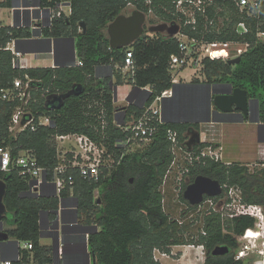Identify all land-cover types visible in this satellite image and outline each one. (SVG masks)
I'll use <instances>...</instances> for the list:
<instances>
[{
	"label": "trees",
	"instance_id": "1",
	"mask_svg": "<svg viewBox=\"0 0 264 264\" xmlns=\"http://www.w3.org/2000/svg\"><path fill=\"white\" fill-rule=\"evenodd\" d=\"M150 1L40 0L39 5L43 8H54L63 3L70 5L71 14L56 19L43 33L54 38H74L77 61H82V66L55 69L16 67L13 54L6 48L13 41L32 37V31L29 27L0 25V90L12 89L17 79L24 83L30 81V107L37 119L47 116L52 121L50 126H40L36 131L27 130L15 138L10 134L9 125L18 103L0 100V147H12L14 156L22 150L32 151L39 165L46 169L48 180L57 165L54 141L57 135H89L103 142L110 150L115 149L118 155L125 154L124 150L114 145L116 140L127 137L115 123L117 112L126 110L123 122H128L139 118L144 109L138 103L125 108L116 107L114 88L123 85L124 81L134 88L150 87V104L163 91L176 87L170 73V63L173 55H181L178 40L161 33H148L131 46L112 49L107 27L129 5L153 15L163 23H180L183 32L204 42L237 40L249 43L238 64L223 59H203L204 82H225L246 90L250 99L259 101L260 123H264V41L257 37V32L264 31V19H246L252 33L238 37L233 31L234 25L245 20V16L238 9L231 8L230 21L226 22L221 32L207 33L203 22L194 31L179 21L175 7L178 0ZM12 7L13 0L0 2V8ZM82 23L86 25V31L81 27ZM150 23L155 24L156 21L151 19ZM129 51L134 61V74L125 76L122 68ZM100 67L112 68L118 80L111 83L112 77H96ZM192 82L198 83L199 80L192 79ZM79 84L85 87L83 94L66 99L61 109L50 110L46 107L47 96L67 93ZM189 126L173 122L163 125L164 129L177 130L183 142L187 139L185 133ZM210 146V143H201L192 152ZM173 160L170 144L161 133L143 150L126 153L122 163L110 175L99 180H86L78 175L74 177L73 201L77 204L78 225L83 232H91L89 250L94 264H161L155 259L156 250L171 256L174 246L187 245L204 247V264H247L246 259L237 260L236 255L240 249L239 238L248 229L255 228V217L240 214L226 221L220 210L206 209V212L200 211L202 218L198 216L192 219V223L185 224L172 219L166 212L162 186ZM187 164L190 183L203 175L220 181L224 186V194L206 197L205 201H220L230 188H238L242 192L243 203L264 207V162H258L254 169L249 164L226 163L210 158ZM0 179H4L8 185L5 197L8 215L4 222L10 225L6 228L9 238L33 244V250L24 251L22 259L13 264H28L31 256H34L37 264H55L53 248L41 244L44 235L41 213H49L51 219H57L61 201L70 198L69 189L60 196L37 197L29 193L30 182L17 169L9 173L0 171ZM184 187L186 189L187 186ZM97 191H100L99 197L96 196ZM181 199L188 206V214L198 212L199 206H191L183 193ZM196 221L198 225L202 224L197 236L191 234ZM219 246H227L230 252L215 256L213 251Z\"/></svg>",
	"mask_w": 264,
	"mask_h": 264
},
{
	"label": "built area",
	"instance_id": "2",
	"mask_svg": "<svg viewBox=\"0 0 264 264\" xmlns=\"http://www.w3.org/2000/svg\"><path fill=\"white\" fill-rule=\"evenodd\" d=\"M149 3L150 0H147ZM68 3L60 4L54 8L52 7H41L40 5L33 10L40 14V20L43 23L52 25V23L63 15H66L65 8ZM68 6H70L68 4ZM176 12L179 14V21L184 25L188 26L194 31H197L201 22L205 25V31L207 33L221 32L220 25L225 26L227 21H230V9H238L244 14L245 20H241L234 25V33L238 37H244L252 33V27L248 24L246 19H264V0H178L175 2ZM15 11L23 12V8H15ZM221 13H224L222 15ZM34 14V13H33ZM37 22V23H38ZM180 24V23H178ZM175 36L180 44L181 55H173L170 63V73L173 78V83L178 84L180 82V73L187 67H198L203 59L204 55L206 58L213 60L223 59L229 61L241 57L249 48V43L233 40L228 42H204L197 38H192L189 34L182 31ZM37 25L35 28H40ZM223 28V27H222ZM257 37L264 41V31L257 32ZM6 50L11 51L14 55L13 64L18 66V58L22 57V53L16 51L15 43L11 42L8 44ZM203 50L206 54L202 55ZM219 52L224 53L222 57L215 58V55ZM76 65L82 66L83 62L76 60ZM123 74H134V61L132 59V53L129 51L125 60V66L122 68ZM134 88V86L132 85ZM30 81L24 83L22 80L17 79L14 82L12 89L0 90V100L17 102L18 105L14 109L11 117L9 131L11 136L18 137L20 134L27 130L36 131L40 126H50L52 121L47 116H41L37 119L36 114L30 107L32 102ZM137 90V94L142 95L140 105H142V115L134 120L123 122L124 120L115 121L116 125L127 134L126 139L116 140L114 145L119 150H124L125 154L138 150V148L149 145L159 134L163 133L170 144L171 152L174 156L172 166L177 163V156L179 151L184 152L186 162L193 163L195 161L202 162V160L210 158L215 161H223V146L204 147L198 152H192L188 150L186 142L181 141L179 132L172 128L163 127L168 121L164 113V103L167 99H172L175 96V87L163 91L158 95L154 101L148 104L150 97L152 96V90L150 87L140 88ZM49 90H47V93ZM130 95L127 94L126 97ZM48 97V96H47ZM46 97V100H47ZM205 140V139H204ZM57 147V165L52 171L50 180L44 181V176L47 171L44 167L40 166L35 154L30 150H22L17 156L13 155V148L0 147V171L2 173H9L14 169L20 171V175L25 179L29 180L30 186L29 193L34 195L43 194L47 184L54 186L57 196H60L63 191L69 189L70 198L64 201L65 207L59 209L57 219L54 220L49 226L48 230L52 233L59 234L60 243L66 237V234L62 232L63 227L73 228L78 225V220L75 218V212L77 211V204L68 205L69 201L73 200L74 196V183L75 176L78 175L82 179L86 180H99L101 177L110 175L121 163L125 154L118 155L116 150H110L103 142L95 140L93 137L85 134L72 133L66 135H57L54 138ZM201 143L202 135H201ZM200 143V144H201ZM199 144V145H200ZM197 145V146H199ZM196 147V146H195ZM171 166V167H172ZM170 171V170H169ZM168 171V173H169ZM185 174L188 175L189 169L188 164L184 169ZM165 177L162 188L165 187ZM48 178V174H47ZM182 185V186H181ZM179 191L184 193L187 182L183 184L181 181ZM237 191V188H230L226 195H228V206H233L231 199L236 201L233 194ZM241 191V190H240ZM184 195V194H183ZM231 195V196H230ZM224 199V198H223ZM222 200V199H221ZM241 204L242 198L240 197ZM209 204V208L217 211L215 207L214 199L204 200L199 206L201 209L204 205ZM243 209L237 213H233V216L240 214H248L256 218V225L253 229H248L242 236L243 240H257L262 236V230L264 227V207L256 204H243ZM69 216L73 217V222L67 219ZM59 224V227L57 225ZM7 224L4 222V231L6 232ZM260 234L257 238H250L249 233ZM70 236H77V233L71 232ZM84 248L87 244L88 250L86 253H90L89 250V236L90 234L82 233ZM62 237V240H61ZM10 242H15L16 247L13 256L10 255L9 247L6 245ZM60 248L59 256H63V244L59 245ZM190 247L194 245H189ZM264 246V243H263ZM33 244L28 241L13 240L9 238V241L0 244V264H13L14 261L22 259L24 251H32ZM157 251V250H156ZM159 251V250H158ZM258 252V255L264 256V248L257 250V245H242L236 255V259H247L252 256L253 252ZM165 256H169L164 254ZM88 256V255H87ZM170 257V256H169ZM89 264H93L94 258L90 253ZM28 264H37L34 260V256L29 258Z\"/></svg>",
	"mask_w": 264,
	"mask_h": 264
},
{
	"label": "rangeland",
	"instance_id": "3",
	"mask_svg": "<svg viewBox=\"0 0 264 264\" xmlns=\"http://www.w3.org/2000/svg\"><path fill=\"white\" fill-rule=\"evenodd\" d=\"M19 5L17 8H23V12H20V23L22 24H29V22L32 21V23H37V20L33 19V10L37 6V1L34 0L32 3L34 7H32V4L21 2V0H16ZM135 10V7L133 5H129L127 9H125L122 13L123 14H131L132 11ZM66 14H69L71 11L68 8H65ZM154 19L156 21L155 24H151L150 20ZM14 20V11L12 8H0V22L2 24L8 25V23H11ZM163 23L159 19L155 18L153 15L148 16L147 20V27L151 25H157ZM222 25H220V28L222 29ZM206 54V51L203 50L202 55ZM206 57L203 55L202 59H205ZM203 65L202 63L198 67H187L184 70L181 71L179 77L181 79L189 80V79H198L199 82L205 81L206 77L203 72ZM118 74V72H117ZM118 75H116V81ZM180 79V78H179ZM132 85L126 81H124L123 85ZM130 90V91H129ZM133 87L129 88V86H121L119 88V91L117 93L118 101L115 102L117 104L116 107L118 108H125L129 105L127 102V94L132 96V103H141L142 95L139 93L133 94ZM180 100L179 96L175 98V102L177 103ZM256 110L252 113V124L239 126L236 124H207V125H201L198 130L202 135V142L205 141V143H210L214 148L223 146L224 152H223V161L224 162H239V160H247L243 163H249L250 168L254 169L255 165L258 162H264V141H261L263 139L259 138V135L257 134V121L260 118V112H259V101L256 104ZM258 108V109H257ZM258 110V114H257ZM119 112H122L120 110ZM189 122V120H188ZM241 129H243L245 132H242ZM250 131V132H249ZM205 139V140H204ZM145 147L138 148V150H143ZM136 151V150H135ZM187 155L184 152L179 151L177 156V163L174 164L168 173V177L166 179L165 187L162 188V192L164 194V206L167 213L170 214L172 219L179 220L181 222H184L185 224L192 223V219H196L198 216L199 218H202V212H206V209L209 208V204L204 205L201 209L198 210V212H193L191 214H188V206L185 202L182 201L181 195L182 192L179 191V187L181 185V181H183V184H185L188 181V185L190 184L191 177L190 175L185 174L184 169L187 166L186 162ZM192 183V182H191ZM182 186V185H181ZM184 186V185H183ZM184 194V193H183ZM229 195V193H228ZM228 195H225L224 199L220 201H215V207H217V210H220L223 213V218L226 221H229L233 217V213H237L239 210L243 209V204H241L240 197L242 198V192L240 189L237 188V191L233 194V197H235L236 201H233V199L229 200L231 203H233V206L227 205V199ZM96 196H100V191L96 192ZM184 196V195H183ZM231 196V195H230ZM68 205H75V202L69 201L67 203ZM202 211V212H200ZM195 216V217H193ZM193 217V218H192ZM67 219L71 220L73 222V217L69 216ZM44 227L46 225V219H44ZM200 224V221H199ZM202 225V224H200ZM198 225V222H195V225L192 226V235L196 236L198 235V228L200 227ZM10 225H6L5 227H9ZM257 227V225H256ZM264 227V226H263ZM262 230V236L257 240H243L242 237L239 238L240 247L242 245H250L253 247V245H257V250H260L264 248V228ZM83 233V232H82ZM188 233L186 236L188 237ZM42 242L44 244H47L53 248H55L54 244V238H47L42 239ZM206 258V251L203 246H174L172 248V255L165 256L160 251H155V259L160 261L161 264H204ZM247 264H264V256L258 255V252H253L252 256L247 258Z\"/></svg>",
	"mask_w": 264,
	"mask_h": 264
},
{
	"label": "water",
	"instance_id": "4",
	"mask_svg": "<svg viewBox=\"0 0 264 264\" xmlns=\"http://www.w3.org/2000/svg\"><path fill=\"white\" fill-rule=\"evenodd\" d=\"M16 6H14V9ZM148 15L138 9L132 11L131 14L121 13L111 22L107 27V35L110 40V47L114 50H119L128 46L135 44L146 34H164L169 38L175 37L181 32V26L178 23H160L157 25H151L147 27ZM84 31H86V25L82 23ZM21 41L15 42L16 51H20L19 43ZM73 51H74V62L76 63V46L75 39L72 38ZM241 61V57L232 59L229 62L231 64H238ZM231 85V84H230ZM233 87V85H231ZM136 90H141L136 88ZM85 92V87L81 84L75 85L69 92L60 94L55 93L47 97L46 107L50 110L61 109L64 105L66 99L71 96H79ZM115 102L118 101L117 97V87L114 88ZM127 102L132 104V98L128 97ZM251 103L252 99L248 97V92L241 88H233L230 93H217L214 97V104L217 107V111L222 114H239L242 116L241 122H244L246 119H249L251 113ZM123 114H126V110H122ZM239 112V113H238ZM118 114L116 115V121L118 120ZM211 121V120H209ZM168 122L179 123L176 121L168 120ZM258 124L264 126L260 123V118L257 121ZM223 125L230 124L229 122L222 121ZM188 141L186 145L188 150L191 151L195 146L201 143V133L196 130L194 127L188 129ZM229 163V162H228ZM47 174L44 176V181H47ZM33 183L30 184L32 186ZM7 182L4 179H0V244H4L9 241V234L4 231V219L8 215V209L5 204V197L7 194ZM224 193V186L218 180H214L210 177L199 175L196 179L190 183L187 189L184 192V198L190 203L191 206H198L202 204L205 200V197L213 198L221 196ZM38 196H44V194H39ZM57 196V194H55ZM65 207L64 201H61V209ZM46 214V213H45ZM59 211L57 212V215ZM44 213H41V224L42 216ZM75 218L78 220V212H75ZM58 221V219H57ZM58 224V223H57ZM59 227V224L57 225ZM90 234L91 232H85ZM46 238V236H42ZM59 234L54 238V256H56V251L59 248ZM85 250H88L87 244H85ZM230 252V249L227 246L216 247L213 251L215 256H223ZM90 257V253L87 254ZM95 262H93L94 264ZM56 264V263H55Z\"/></svg>",
	"mask_w": 264,
	"mask_h": 264
},
{
	"label": "crops",
	"instance_id": "5",
	"mask_svg": "<svg viewBox=\"0 0 264 264\" xmlns=\"http://www.w3.org/2000/svg\"><path fill=\"white\" fill-rule=\"evenodd\" d=\"M4 0H0V2H2ZM37 4L35 6H39L40 0H36ZM21 2H23V4L28 3V4H32L34 2V0H21ZM19 3L16 2V0H13V11H14V20L11 23H8V25L2 24L0 22L1 26H12V27H22V28H30V30L32 31V37L30 38H26V39H20L18 41H21L19 43V49L23 55L22 57L18 58L19 64L18 67L19 68H24V69H28V68H60V67H67L73 64L74 62V51H73V43H72V38L71 37H59V38H54V37H49V36H45L43 31L44 29H46L47 27L49 28V24L47 23H43L42 21H39L38 23H32L29 22V24H22L20 23L19 17H20V12L15 11L14 6H18ZM32 7H34V5L32 4ZM68 9L71 8L70 6L67 7ZM34 16L32 20H40V14L35 11L33 12ZM71 14V12L69 14H66L67 16H69ZM37 25H40V28H35ZM14 43L16 41H13ZM75 44H76V40H75ZM12 53V52H11ZM13 54V53H12ZM14 56V55H13ZM76 60H77V52H76ZM76 65V63H75ZM96 77L101 78V79H106L107 77H112V81L111 83L116 82V76L114 75V72L112 71V68L110 67H100L97 69V73H96ZM191 79L186 80L185 79H181L180 77V82L176 85L175 87V96L172 99H167L164 103V113L166 116L167 121L171 120V121H176L181 123L180 120H175L173 119V111L175 108H169V104L173 105V103L175 102V98L177 97V93L180 87H182L185 84H189L191 83ZM204 82V81H201ZM121 86H129V88L132 87V85L126 84V85H121ZM121 86H117V93L119 91V88ZM130 91V90H129ZM137 92V91H136ZM115 105L117 106V104L115 103ZM125 115L123 114V112H119L118 114V120H124L125 119ZM211 124H220L223 125L222 122H219L218 120H213L212 122L210 121ZM253 121L251 119V116L249 117V119H246L244 122H235L236 125L239 126H243V125H248V124H252ZM247 161V160H244ZM243 160H239V162L243 163ZM228 163V162H227ZM245 164H249V163H245ZM250 165V164H249ZM44 196H55L56 191L54 186H52L51 184H47L46 188L44 190ZM44 219H46V225L44 227ZM54 221V219H51L50 214L46 213L42 216V224H43V230H44V235L46 236V238H42V239H49V238H56V234L52 233L51 231L48 230L49 226L51 225V223ZM76 237L77 236H69L67 239L64 238L63 242L60 243L59 241V245L63 244V256L62 258H60V254L59 251H56V256H55V263L56 264H89V258L87 256L86 251H84L82 254L79 253L78 249H77V244H76ZM62 240V237H61ZM41 244L42 245H47L44 244L41 240ZM6 247H9L10 249V255L13 256L14 251H15V247H16V243L15 242H10L6 245ZM60 248V246H59ZM58 248V249H59Z\"/></svg>",
	"mask_w": 264,
	"mask_h": 264
},
{
	"label": "flooded vegetation",
	"instance_id": "6",
	"mask_svg": "<svg viewBox=\"0 0 264 264\" xmlns=\"http://www.w3.org/2000/svg\"><path fill=\"white\" fill-rule=\"evenodd\" d=\"M232 87L230 84L225 82H198V83H187L179 88L177 96H179L180 100L177 103H173V105L169 104V108H175L173 111V119L180 120L183 124H189L190 127H194L197 129V125L200 127L201 125L211 124L213 120H218L219 122L225 121L230 124H235V122H241L243 119L239 114H222L217 111V107L214 104V97L217 93H230L232 92ZM258 100L252 98L251 103V113L256 110V104ZM258 109V108H257ZM239 113V112H238ZM258 114V110H257ZM252 119V117H251ZM189 120V122H188ZM264 124V123H261ZM257 125V134L259 138L264 141V126L256 123ZM185 133L186 138L188 139V129ZM242 132H245L241 129ZM250 132V131H249ZM188 148V147H187ZM188 187V181H187ZM224 194V193H223ZM206 198V197H205ZM209 198V197H208ZM187 201V200H186ZM188 202V201H187ZM56 220V219H55ZM62 232L68 233L65 238L70 236L71 232L77 233L76 244L77 249L80 254L85 251L83 236H82V228L77 225L76 227L69 228L63 227Z\"/></svg>",
	"mask_w": 264,
	"mask_h": 264
},
{
	"label": "bare ground",
	"instance_id": "7",
	"mask_svg": "<svg viewBox=\"0 0 264 264\" xmlns=\"http://www.w3.org/2000/svg\"><path fill=\"white\" fill-rule=\"evenodd\" d=\"M223 55H224V53L219 52L218 54L215 55V58L222 57ZM259 235H260L259 233L258 234H255L253 232H250L248 237H250V238H257Z\"/></svg>",
	"mask_w": 264,
	"mask_h": 264
},
{
	"label": "clouds",
	"instance_id": "8",
	"mask_svg": "<svg viewBox=\"0 0 264 264\" xmlns=\"http://www.w3.org/2000/svg\"><path fill=\"white\" fill-rule=\"evenodd\" d=\"M148 16H149V15H148ZM229 61H230V60H229ZM175 85H177V84H175ZM133 89H134L133 94H135L137 90L135 91L136 88H133ZM129 97L132 98V96H129ZM127 99H128V98H127ZM129 105H130V104H129ZM141 106H142V105H141ZM188 138H189V137H188ZM56 236H57V234H56Z\"/></svg>",
	"mask_w": 264,
	"mask_h": 264
}]
</instances>
